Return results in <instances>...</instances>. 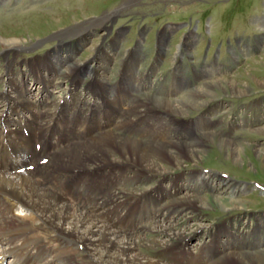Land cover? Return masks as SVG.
Returning <instances> with one entry per match:
<instances>
[{"label": "bare ground", "instance_id": "6f19581e", "mask_svg": "<svg viewBox=\"0 0 264 264\" xmlns=\"http://www.w3.org/2000/svg\"><path fill=\"white\" fill-rule=\"evenodd\" d=\"M124 9L102 16L100 25L88 22L65 32L84 41L91 28L103 26ZM118 39L85 66L86 61L75 58L77 46L69 45L66 55L58 47L49 57L53 65L43 61L48 74L28 65L21 81L13 72L14 62L9 65V79L0 93V264H264V214L256 216L253 228L244 223L245 231L235 221L216 228L202 221L201 211L246 205L249 200L241 197L246 184L212 172L167 175L185 163L199 164L210 155L211 145L238 164L245 149L264 161V147L233 143L219 129L222 118L235 109L223 97L252 91L223 77L195 85L215 74L214 68L195 72L190 76L194 83L179 71L173 82L161 79L152 89L150 74L135 72L140 46L120 72L119 89H113L107 66L117 55ZM189 41L183 46L186 53ZM22 44L0 36V46L15 53ZM63 78L71 83L64 87L66 97L52 98ZM33 80L40 82L35 98ZM84 88L95 99L84 95ZM102 96L107 101L104 117ZM256 102L246 113L260 106ZM236 111L234 128L243 123L249 133L264 136V124H258L264 123V108L250 119ZM192 115H198L194 122L189 120ZM196 224L204 227L196 237L209 233V238L201 239L193 253L184 244L189 233L199 230ZM181 240L170 248V256L163 253L166 260L162 254L146 256L143 250Z\"/></svg>", "mask_w": 264, "mask_h": 264}, {"label": "rangeland", "instance_id": "374dc122", "mask_svg": "<svg viewBox=\"0 0 264 264\" xmlns=\"http://www.w3.org/2000/svg\"><path fill=\"white\" fill-rule=\"evenodd\" d=\"M121 8H125L124 11L116 13L109 20H103V26L91 28L84 41L81 37L78 38V34L65 32L88 22L100 25L102 16ZM103 27L107 29L104 33ZM63 34L65 37H62ZM0 36L19 39L23 43V47L16 53L14 49L8 50L0 46V93L3 92L1 90L5 79H9L7 72H10L9 65L13 62V72H17L22 81L23 72L29 67H36L37 71L48 74L43 69V61L53 65L54 62L49 57L59 48L62 50L61 54L66 55L64 51L68 48L67 45L72 48L77 46L75 58L86 61L82 64L85 66L91 63L93 57L97 58V53L107 43L120 37L122 40L118 39L119 42L115 44L117 55L107 66L110 71L107 82L113 89H119L120 72H124L131 54L140 46L141 55L135 72L146 77L150 74L152 89L156 86L153 82L161 79L170 84L179 71L185 72L186 77L191 79L190 83H194L195 79L190 76H194L195 72L214 68L217 69L215 74L199 79L195 85L200 86L203 82L216 78H232L240 87L247 86L252 91L241 96L223 97V100L233 104L236 113L240 112V115L244 114L250 119L254 112H258L259 107L264 108V86L258 85L264 83V0H0ZM161 36L165 37L164 43L160 41ZM188 39L190 45L186 53L183 46ZM36 63L40 64L39 67ZM58 67L60 68L59 65ZM62 81L56 93L50 94L52 98L62 97L64 100L66 97L64 87L69 88L71 83L69 79L63 78ZM87 83L82 85L87 87ZM32 86V98H35V94L40 93V82L33 80ZM84 95L94 98L93 92L85 91ZM102 97L101 113L104 117L107 101ZM256 101L261 102L258 103L260 106L251 107L252 113H246V108L257 103ZM1 107L3 106L0 109ZM146 107L152 108L148 104ZM235 109L231 115L222 118L219 127L222 134L233 143L238 140L243 145L264 147L263 135L252 131L249 133L250 127H244L243 123L242 126L234 128L232 121L237 118ZM122 111L124 112L123 109ZM261 115L260 113V117ZM197 116H189V120L194 122ZM258 124L253 127L258 128ZM24 132L30 133L26 130ZM209 147L210 155L201 159L199 164L185 163L182 168L169 171L167 175L172 177L188 175L194 171H199L200 175L212 172L211 174L224 176L234 183L246 184L248 189L241 194V197L249 200L246 205L230 206L228 210L217 207L201 211V215L202 221L214 228L223 222H230L232 226L234 221L241 231L246 230L244 223L253 228L256 216L264 214V161L257 157L254 150L245 149V160L242 159L238 164L231 156L220 152L217 145ZM167 184L170 186L168 180L165 182L166 186ZM115 190L120 191V188L116 186ZM141 204L139 207L143 208L144 204ZM200 227L197 224L194 226L199 230L197 233H189L184 244V247L191 246L193 253H196L194 248L202 242L201 239L209 238V233L204 235L206 237H196L204 230L203 226ZM183 242L176 241L156 250L144 247L143 250L146 256L160 258L159 254H162V258L166 260L163 253L170 256V248L173 249ZM218 242H222V239ZM74 259L78 263L83 261L77 257Z\"/></svg>", "mask_w": 264, "mask_h": 264}]
</instances>
